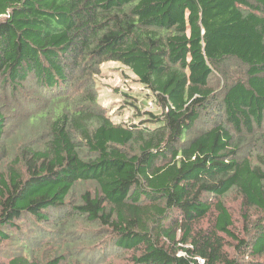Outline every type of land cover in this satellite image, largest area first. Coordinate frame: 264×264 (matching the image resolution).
<instances>
[{
  "label": "trees",
  "instance_id": "obj_1",
  "mask_svg": "<svg viewBox=\"0 0 264 264\" xmlns=\"http://www.w3.org/2000/svg\"><path fill=\"white\" fill-rule=\"evenodd\" d=\"M110 60L159 112L111 118ZM0 90L24 110L6 135L0 108V264H105L117 246L124 264H264V0H0ZM233 190L258 212L243 234ZM30 233L90 243L41 263Z\"/></svg>",
  "mask_w": 264,
  "mask_h": 264
},
{
  "label": "rangeland",
  "instance_id": "obj_2",
  "mask_svg": "<svg viewBox=\"0 0 264 264\" xmlns=\"http://www.w3.org/2000/svg\"><path fill=\"white\" fill-rule=\"evenodd\" d=\"M96 85L100 95L101 105L106 108L108 114L115 122H121L125 124H133L139 123L148 117L149 112H159L157 106L155 105L154 100H152V96L149 94L150 90H145L144 86L137 80V77L122 65L116 61H105L102 63V71L100 75H97ZM214 80V78H213ZM34 90L31 89L25 91L29 95ZM35 93V92H34ZM9 95V92H8ZM5 102V103H4ZM9 99L6 91L0 90V108L5 112L9 117H13V121L9 123V127L7 129L6 135H11L16 129H18L21 125L24 124V110L22 111V106H16L15 108H11V105L8 104ZM22 111V112H21ZM27 115V113H26ZM206 123H198V126L201 128ZM244 144V143H243ZM16 147V146H15ZM240 147L246 148L245 145H241ZM8 145L6 142L0 143V169L5 166L8 161V157H6ZM87 182L83 184H78L73 192L68 197L69 203L73 205L80 202V195ZM224 202L228 205L233 213V218L235 221V229L239 231L238 233L243 234L245 232V221H244V213H253L252 217H257L258 212L253 208H244L243 207V199L241 195L233 190L226 194L223 198ZM63 212H61L62 214ZM31 221L25 219V222L21 223L22 228H28ZM84 231V234H90L93 232L92 227H87L78 221V223ZM207 225V220L204 222ZM47 229V228H46ZM33 231V228L32 230ZM46 235L39 234L38 238L35 234L30 233V243L31 247L38 251L42 247V243L46 240L49 243L46 251L42 253L43 258H40V262L45 261L48 258H52L56 254L63 253L67 254L68 257L73 260V252H77V254H86V248L89 247L88 240H76L74 242L65 241L63 239L55 240V242L48 241L46 239ZM71 239V237H70ZM67 244V245H66ZM14 244H7L5 247L13 246ZM85 245L87 247L85 248ZM117 252V256L111 262H107L105 264H124L122 260L118 258L119 254H121V248L117 246L114 248V252L112 255ZM120 257V256H119ZM9 260L4 254L0 253V261H4L6 263ZM124 261V260H123ZM82 264V263H78Z\"/></svg>",
  "mask_w": 264,
  "mask_h": 264
}]
</instances>
